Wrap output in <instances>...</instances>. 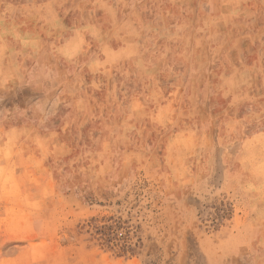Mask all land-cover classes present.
Returning a JSON list of instances; mask_svg holds the SVG:
<instances>
[{
	"label": "crops",
	"instance_id": "1",
	"mask_svg": "<svg viewBox=\"0 0 264 264\" xmlns=\"http://www.w3.org/2000/svg\"><path fill=\"white\" fill-rule=\"evenodd\" d=\"M92 33L100 34L110 53L92 51ZM238 58L247 62L245 68L234 64ZM70 60L88 62L71 68ZM94 60H117L122 67L94 70L89 64ZM217 61L227 63L216 70ZM113 78L129 95L118 101L123 108L152 109L146 93L168 94L160 105L166 118L175 107L173 94H186L188 100L200 94L199 148L211 157L220 150L212 141L230 142L222 145L234 159L228 185L238 190L235 217L245 222L214 248L208 239L202 242L207 264H264V0H0V94L26 93L15 107L52 110L44 113L45 125L57 115L51 128H5L0 168L14 172L6 190L17 195L0 197V264H50L51 255L62 249L44 243V237L63 235L45 228V222L66 216H49L39 205L46 201L45 190L59 187L56 166L74 152L75 133L92 123L94 89L109 91ZM211 92L228 94L230 100L207 112ZM29 93L34 99L41 95L44 104L34 105ZM48 94L51 102L44 100ZM188 102L181 108H192ZM156 109L150 117L158 115ZM210 119L216 128L211 132ZM253 119L261 128L249 132ZM14 130L21 133L14 137ZM35 133L40 146L32 142ZM101 136L110 141L109 133ZM125 137L119 132L116 139ZM232 141L241 143L235 151ZM117 169L124 170L119 164ZM192 171L200 177L205 166L193 163ZM58 203L67 209L62 199Z\"/></svg>",
	"mask_w": 264,
	"mask_h": 264
},
{
	"label": "rangeland",
	"instance_id": "2",
	"mask_svg": "<svg viewBox=\"0 0 264 264\" xmlns=\"http://www.w3.org/2000/svg\"><path fill=\"white\" fill-rule=\"evenodd\" d=\"M115 35L116 30L109 33V37ZM92 37V51L110 53L101 45L100 34ZM87 62L70 60L66 65L85 67ZM117 62L94 60L89 64L94 70L122 67ZM215 63L217 70L227 62L217 61L213 65ZM234 64L238 69L247 66V62L239 58ZM116 83L113 78L106 92L94 87L92 123L82 133H75L74 152L61 157L56 166L55 176L59 177L56 181H61L60 185L55 191L45 190L48 196L44 204L39 205V210L49 216H66L45 222V228L59 229L63 234L44 237L45 244L62 246L51 255L50 264H207L209 252L204 251L202 242L208 239L206 243L214 248L230 230L242 228L245 223L235 217L240 212L234 202L238 190L235 192L228 185L227 172L234 159L228 154V148L223 151L222 145L228 146L230 142L225 140L218 146L217 141H212V147L220 150L211 157L204 155V148H199L202 144L197 140L202 122V114L198 115L202 110L197 108L200 94L190 100L186 94H173L175 107L169 108L167 112L171 114L166 118L165 109L160 105L166 103L168 94L146 93L153 108L141 106L134 111L118 104L129 95L122 93ZM215 93L208 94L212 107L207 112L220 103L224 105L222 100H230L228 94ZM22 95L27 94H0V142L8 131L5 128L35 125L44 129L53 125L57 115L50 117L47 125L44 119L42 121L44 113L52 111L50 109L32 105L24 109L15 107ZM28 95L31 100V93ZM140 95L144 105L145 94ZM38 97L33 98V104L39 100L43 105L41 95ZM52 99L53 94H48L44 100L51 102ZM186 101L192 108H181ZM9 102L12 108L8 107ZM155 106L158 110L154 113L158 115L150 117ZM7 119L10 121L5 124ZM39 122L42 124L37 125ZM207 124L210 132L216 129H213L212 119ZM252 124L249 132L261 128L257 119H253ZM105 132L110 136L108 142L101 138ZM119 132L127 137L117 140ZM14 133L15 137L21 130ZM31 136L32 142L40 146L36 133ZM232 142L235 151L241 143ZM193 163L205 166L204 175L199 177L192 171ZM118 164L123 167L122 172L118 171ZM213 165L215 170L208 171ZM14 180L13 171L0 168V197L17 195L6 190ZM59 199L68 205L67 209L59 206ZM211 247L208 249H213ZM222 247L226 249L224 244Z\"/></svg>",
	"mask_w": 264,
	"mask_h": 264
}]
</instances>
